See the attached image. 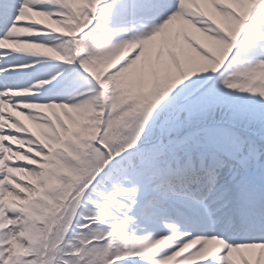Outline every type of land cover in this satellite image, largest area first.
Segmentation results:
<instances>
[{
  "label": "snow or ice",
  "instance_id": "1",
  "mask_svg": "<svg viewBox=\"0 0 264 264\" xmlns=\"http://www.w3.org/2000/svg\"><path fill=\"white\" fill-rule=\"evenodd\" d=\"M0 264H264V0H0Z\"/></svg>",
  "mask_w": 264,
  "mask_h": 264
}]
</instances>
